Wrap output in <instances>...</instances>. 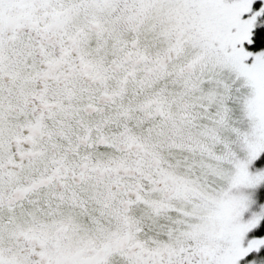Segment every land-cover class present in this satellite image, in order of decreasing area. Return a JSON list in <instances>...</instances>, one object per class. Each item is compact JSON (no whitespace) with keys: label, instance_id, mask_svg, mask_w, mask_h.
<instances>
[{"label":"snow or ice","instance_id":"obj_1","mask_svg":"<svg viewBox=\"0 0 264 264\" xmlns=\"http://www.w3.org/2000/svg\"><path fill=\"white\" fill-rule=\"evenodd\" d=\"M0 264H264V0H0Z\"/></svg>","mask_w":264,"mask_h":264}]
</instances>
